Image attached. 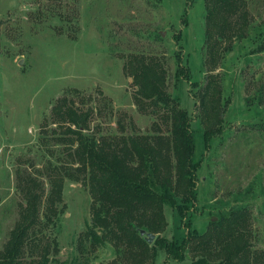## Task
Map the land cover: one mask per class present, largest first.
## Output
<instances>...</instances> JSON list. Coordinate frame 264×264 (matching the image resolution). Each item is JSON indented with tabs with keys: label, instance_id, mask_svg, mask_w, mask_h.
<instances>
[{
	"label": "rangeland",
	"instance_id": "374dc122",
	"mask_svg": "<svg viewBox=\"0 0 264 264\" xmlns=\"http://www.w3.org/2000/svg\"><path fill=\"white\" fill-rule=\"evenodd\" d=\"M249 6L254 37L238 41L214 69L205 64L204 0H0V251L19 221L26 177L38 181L43 200L49 193L47 161L64 149L47 140L58 98L91 108L90 128L97 135L158 131L159 117L135 101L136 86L124 68L132 53L164 60L168 90L191 119L200 163L192 227L203 231L221 214L248 205L255 244L264 248V50H258L264 44V0H249ZM177 55L189 77L177 79ZM210 75L222 87L216 124L200 117L197 99ZM63 202L52 259L108 264L116 255L111 246L78 247L90 222L87 186L66 180ZM165 212V230L155 238L172 241L184 233L182 218L171 205ZM156 248L157 264H190L189 253L181 262L168 258L162 245Z\"/></svg>",
	"mask_w": 264,
	"mask_h": 264
},
{
	"label": "trees",
	"instance_id": "16d2710c",
	"mask_svg": "<svg viewBox=\"0 0 264 264\" xmlns=\"http://www.w3.org/2000/svg\"><path fill=\"white\" fill-rule=\"evenodd\" d=\"M204 1L205 64L215 69L220 67L223 53L234 49L238 41L254 37L253 15L249 0ZM155 37L163 39L162 33L155 32ZM258 50H264V44H259ZM178 55L176 77H189ZM124 68L133 77L139 109L161 120L155 123L158 131L97 135L90 128L91 108L84 110L67 97L58 98L48 124L52 138L47 140L64 149L47 161L49 193L43 200L38 181L26 177L22 188L25 203L0 251V264L59 263L51 257L56 249L52 234L63 211V187L68 179L83 182L91 197L90 222L79 236L78 247L96 251L111 246L116 255L108 264H157L156 244L165 248L168 258L177 261H184L189 253L190 264H264V248L255 244L253 214L248 205L221 214L203 231L192 227L200 163L194 156L191 119L168 90L164 60L158 55L132 53ZM198 85L193 82V86ZM221 88L217 75H210L199 88L197 99L203 120L215 124L221 120ZM118 125L124 130L122 122ZM166 205L182 218L184 233L172 241L156 237L149 243L141 231L156 236L165 230Z\"/></svg>",
	"mask_w": 264,
	"mask_h": 264
},
{
	"label": "water",
	"instance_id": "95a60500",
	"mask_svg": "<svg viewBox=\"0 0 264 264\" xmlns=\"http://www.w3.org/2000/svg\"><path fill=\"white\" fill-rule=\"evenodd\" d=\"M141 234L144 235L149 243H153L155 239V235L150 232H146L145 230L141 231Z\"/></svg>",
	"mask_w": 264,
	"mask_h": 264
}]
</instances>
